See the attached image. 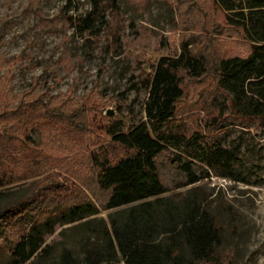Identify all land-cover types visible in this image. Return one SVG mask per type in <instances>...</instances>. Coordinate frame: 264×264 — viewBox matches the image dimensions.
<instances>
[{
	"label": "rangeland",
	"instance_id": "1",
	"mask_svg": "<svg viewBox=\"0 0 264 264\" xmlns=\"http://www.w3.org/2000/svg\"><path fill=\"white\" fill-rule=\"evenodd\" d=\"M91 9V0H0V78H11L13 104L43 94L49 105L76 114L75 119L64 115L54 119L43 107L42 124L34 118L33 147L17 146L10 154L19 166L13 183L0 187V208L30 196L43 208L54 205L59 198L51 193L47 200L35 195L36 186L42 185L36 183L51 173H58L64 183L70 181L64 184L71 188L70 197L83 191L99 208L83 220L57 225L55 233L47 236L48 251L24 264H56L64 248L82 262L85 238L102 244L103 228L111 229L110 214L126 206L104 207L108 193L89 179L87 156L93 144L95 148L100 142L109 145L102 129L108 121L122 119L128 127L147 119L149 91L144 80L154 73L161 57L178 56L184 42L208 55L210 69L201 78L184 81L177 122L209 138L219 137L235 149L241 159L236 166L240 179L211 171L195 185L173 189L166 196L178 200L198 186L227 229V257L234 264H264V127L256 119H239L229 112L220 115L226 94L218 89L215 73L222 57L248 54L250 42L226 25L214 0H114L104 15L94 19V35L77 31L68 19L81 22ZM9 161L4 156L0 165ZM161 162L166 183L180 184L181 175L169 157L163 156ZM3 169L9 171L7 166ZM3 169L0 166V172ZM16 232L10 236L14 238ZM10 262L7 252L0 251V264Z\"/></svg>",
	"mask_w": 264,
	"mask_h": 264
},
{
	"label": "trees",
	"instance_id": "2",
	"mask_svg": "<svg viewBox=\"0 0 264 264\" xmlns=\"http://www.w3.org/2000/svg\"><path fill=\"white\" fill-rule=\"evenodd\" d=\"M113 1L91 0L92 9L81 22L68 19L77 31L88 30L94 35V19L104 15ZM214 2L226 25L251 44L248 54L228 55L216 63V85L226 94L220 115L229 112L239 119H256L264 127V0ZM192 45L184 42L178 56L161 57L154 73L144 80L149 91L146 120L127 127L122 119H113L102 126L110 142H100L97 148L93 144L87 156L89 179L108 193L106 209L126 207L110 214L111 229L103 228L102 244L84 239L82 262L71 249L64 248L56 264H117L120 260L125 264H234L227 257V229L217 208L211 206L198 186L189 188L178 200L166 196L173 189L195 185L209 177L211 171L240 179L236 166L241 159L235 149L225 146L219 137L209 138L177 122L178 105L185 94L184 81L201 78L210 69L208 55L195 52ZM10 79L0 78V159L10 158L0 165L1 169H9L1 170L0 187L12 184L17 173L19 164L10 154L17 146L23 150L33 147L30 130L34 118L42 124L43 107L54 119L60 115L76 118V114L69 115L61 107L49 105L43 94L22 98L14 105L8 88ZM163 156L169 157L181 175L182 182L174 187L164 180ZM57 177L58 173H51L36 183L42 185L36 186L35 195L47 200L51 193L59 198L48 209L34 201V196L12 200L0 208V251L7 252L10 264H24L47 252V236L55 233L57 225L99 212L85 192L78 191L70 197L71 188L64 185L70 181L64 183ZM40 212L43 213L39 215ZM16 229L12 238L10 232Z\"/></svg>",
	"mask_w": 264,
	"mask_h": 264
}]
</instances>
